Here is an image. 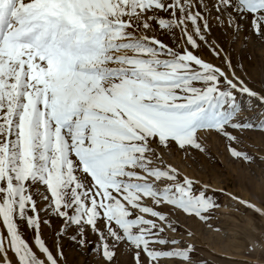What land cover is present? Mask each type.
Segmentation results:
<instances>
[{"label": "snow or ice", "instance_id": "obj_1", "mask_svg": "<svg viewBox=\"0 0 264 264\" xmlns=\"http://www.w3.org/2000/svg\"><path fill=\"white\" fill-rule=\"evenodd\" d=\"M255 42L264 0H0V264H201L177 214L220 233V205L166 156L219 137L255 163L264 74L233 64Z\"/></svg>", "mask_w": 264, "mask_h": 264}, {"label": "rangeland", "instance_id": "obj_2", "mask_svg": "<svg viewBox=\"0 0 264 264\" xmlns=\"http://www.w3.org/2000/svg\"><path fill=\"white\" fill-rule=\"evenodd\" d=\"M214 36L220 37V33H214ZM221 42L226 48L233 47L228 39H222ZM235 47L239 49L244 45L237 43ZM233 64L238 75L253 80L257 88L260 86L261 75L264 74V50L259 42L249 46L243 56L234 52ZM242 140L241 149L254 155L255 163L231 157L226 150L227 142L219 137L208 139L207 155L186 156L181 152L166 156L170 164L200 182L195 186L197 189L207 185L210 194L220 205L210 220L213 227L222 229L220 233L196 219L177 214L180 230L194 232V243L201 264H259L262 259L259 249L255 254H249L248 249L252 243L264 244V240L260 239L264 222L259 219L253 221L252 214H245L242 206L234 203L229 194L257 203L264 200V160L260 159L264 155V138L258 132H249ZM46 235L50 240L53 234ZM65 247L71 264L74 253L67 244Z\"/></svg>", "mask_w": 264, "mask_h": 264}]
</instances>
